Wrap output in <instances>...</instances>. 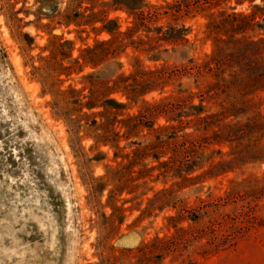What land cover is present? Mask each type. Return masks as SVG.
<instances>
[{
    "label": "rangeland",
    "instance_id": "1",
    "mask_svg": "<svg viewBox=\"0 0 264 264\" xmlns=\"http://www.w3.org/2000/svg\"><path fill=\"white\" fill-rule=\"evenodd\" d=\"M115 1L0 0V264H264L261 155L251 152L256 161L202 179L197 176L209 168L207 163L200 168L184 158L172 165L190 169V181L177 170L160 175L175 151L150 147L149 142L159 140L156 133L162 126L179 124L167 119L180 117V104L162 100L182 98L185 89L198 90L186 71L193 67L190 60L201 63L213 49L206 29L210 17L234 7L246 14L257 12L254 19L262 22L254 6H263L264 0H185L191 3L189 12L184 0H143L137 9ZM41 5L48 15L40 12ZM106 19L117 20L119 33L104 28ZM157 27L158 33L148 30ZM132 28L137 31L129 36ZM253 35L262 36L260 30ZM65 41L70 47H63ZM99 41H107L115 55L108 54L96 67L84 59L82 65L75 63ZM53 52L74 69L69 77L61 76L62 88H85V95L92 86L112 85L122 75L133 78L139 64L154 72L140 74L141 80L160 73L166 77L164 89L133 100L120 91L110 95L129 103L118 110L122 122L115 126L121 134L127 119L144 114L149 106L159 104L169 111L167 116L158 115L152 127L141 126L139 136L121 137L119 149L99 143L94 133L72 135L34 69L42 56ZM252 98L263 110L264 90ZM195 118L189 115L186 121ZM193 130L186 128L174 140L187 139L189 144ZM135 140L142 143L133 144ZM214 147L222 150L216 161L231 158L229 144ZM141 175L148 176L130 181ZM126 181L133 184L117 191ZM101 185L102 193L95 192ZM233 188L238 195L228 200ZM226 214L251 217L254 224L235 239L224 238L218 248L213 223ZM240 225L224 232L237 236Z\"/></svg>",
    "mask_w": 264,
    "mask_h": 264
},
{
    "label": "trees",
    "instance_id": "2",
    "mask_svg": "<svg viewBox=\"0 0 264 264\" xmlns=\"http://www.w3.org/2000/svg\"><path fill=\"white\" fill-rule=\"evenodd\" d=\"M135 1L136 3H134V0H116L114 3H122L130 9L141 8L143 0ZM243 1L245 0H237V3ZM195 2L200 1L195 0ZM206 3L207 1H204L201 8ZM184 4L189 12L191 3L184 0ZM182 5V1H179V11ZM57 7L58 4L54 6V9ZM254 7L262 15V22L255 21L254 18L257 12L246 14L235 11L234 7H230L231 11L222 10L210 17L206 29L208 37L212 38L213 49L211 53L203 57L201 63H197L193 59L190 60L189 64L193 67H189L186 71V73L194 76L195 87L198 90L192 92L189 89H181V93H184L182 98H180L181 96L178 98L168 96L162 100L167 101L166 103L171 104V106H173L172 103L176 104L178 102L182 110L179 118L169 117L167 119L168 122L171 120L178 122V125L169 123L162 126L159 130L160 132L156 133L159 140L149 141L151 142L150 147L161 148L163 146L169 151L170 149L175 151L171 157L170 165L165 166L160 175L166 176L172 170H177L175 172H179V175L184 179L187 180L188 178L191 181L192 177L188 176L191 170L184 168L185 165H178L176 169L172 166L176 163H181L184 158L188 165L194 164L200 166V168L204 167L206 163L209 164V168L197 176L198 179L216 177L228 171H233L235 168L241 167L250 161H256L251 159L256 158L253 155L251 156L252 153H259L262 161H264V109L260 110V105L252 98V95L257 91L264 90V5H255ZM39 9L42 14L48 15V12L43 10V5ZM95 21L98 20L95 19ZM105 22V29L114 34L119 33L117 20L106 19ZM68 23H71V21H68ZM112 25H116V28H112ZM149 28V31H157V33L161 30L160 27ZM257 30H260L262 34L259 38L253 35ZM136 31V29L132 28L129 31L131 33L129 36H133ZM174 35L176 34L173 33L171 36ZM185 35V32L181 34L184 40H186ZM107 44V41L97 42L95 50L90 53L89 48L86 49V54L77 58L75 63L82 65L80 61L84 59L85 63L96 67L101 61L108 58V54L117 52L115 49L112 50L107 47ZM62 45L68 48L70 47V41H65ZM140 46H142V43ZM143 50L141 49V51ZM41 60L42 64L40 66H34L36 74L39 76L44 90L53 95V108L59 118L66 121L72 135H79V133L84 132L87 136H90V133H94L99 143L119 149L121 148L119 146L121 137L131 138L132 136H139L140 130L138 129L141 126L152 127L155 125V118L158 115L164 114L167 116L166 112H169L158 106L159 104L149 106L151 108L144 114L130 116L125 124L126 131L121 134L115 126L117 122H122L117 119L118 110L126 109L129 103L120 101L110 95L120 91L128 99L133 100L152 90H162L166 85L164 83L166 77L163 74L152 75L141 80L138 78L140 74H153L154 72L150 70L145 72L142 69L143 66L139 64L137 65L139 70L133 74V78L132 76L122 75L112 85L107 82L105 85L92 86L90 93L85 95L83 93L85 88L78 89L73 85L62 88V83L65 79L61 76L69 77L74 70L70 65L65 64L64 58H59L53 52L49 56H42ZM79 70H82V66ZM89 76L90 73L86 75V77ZM194 97L199 98V103L193 102ZM99 108H103V110L93 111V109ZM159 108L161 109L160 111ZM189 115H193L196 118L186 121V117ZM192 121H194L193 126L190 125ZM188 127L194 129L188 133V135L194 137L193 140H189V144L187 139L174 140L181 136L179 132L185 135V129ZM168 131L169 133L165 135ZM179 142L182 143L179 144ZM132 143L141 144L142 142L135 140ZM215 144H229L231 147V152H229L232 155L231 158L216 161L215 155L222 154V150L220 148L216 149L214 147ZM181 152L186 157H183ZM185 152L188 154H185ZM187 157L188 159H186ZM257 159H260V157ZM148 175L137 176L130 181H136ZM120 177L123 178L122 175ZM128 184L132 185L133 183L126 181L121 188L116 190L123 192L129 188L127 187ZM104 188L105 186L101 185L95 192L102 193ZM237 195L238 192L233 188L226 197L228 200H233ZM219 217L221 216H218V218L214 216L216 219L213 223V226L217 223L213 233L215 232L214 241L215 244L218 242L216 244L218 248L224 238L228 240L231 236V238L235 239L240 233L248 230L254 224L252 218L245 217V215L233 218L226 214L222 218ZM228 218L230 220H227ZM235 223L242 224L239 226L237 236L226 234L224 231L231 229ZM228 227L229 229H227Z\"/></svg>",
    "mask_w": 264,
    "mask_h": 264
}]
</instances>
